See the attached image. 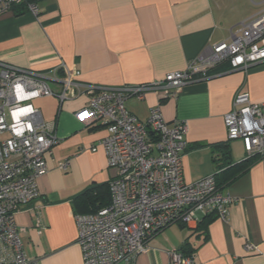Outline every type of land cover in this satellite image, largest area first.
<instances>
[{
    "label": "crops",
    "instance_id": "crops-1",
    "mask_svg": "<svg viewBox=\"0 0 264 264\" xmlns=\"http://www.w3.org/2000/svg\"><path fill=\"white\" fill-rule=\"evenodd\" d=\"M239 2L246 1L49 0L37 14H0V59L39 72L63 62L80 70L82 84L98 87L148 84L229 41L231 31L259 11H245ZM55 74L62 77L63 71ZM239 91L253 102L264 101V60L246 69L224 61L179 87L174 97L161 99L160 90L149 89L142 99L128 97L125 106L146 120L161 101L167 121L187 123L183 173L193 182L215 174L217 143L229 141L234 162L249 156L237 151L241 139H228L224 122ZM87 99L80 94L62 102L55 96L34 102L44 120L54 123L58 142L47 154L49 170L39 178L40 196L17 211L15 221L25 228L20 232L25 254L40 264H84L75 215L105 205L109 197L115 170L102 146L92 150L106 130L86 126L76 116ZM66 159L70 165L63 170L58 164ZM220 189L233 197L225 218L213 216L206 233L182 223L164 228L149 238L148 249L134 264H170L168 250L181 249L186 240L194 248L195 264H264V157ZM248 243L254 248L246 249Z\"/></svg>",
    "mask_w": 264,
    "mask_h": 264
},
{
    "label": "built area",
    "instance_id": "built-area-1",
    "mask_svg": "<svg viewBox=\"0 0 264 264\" xmlns=\"http://www.w3.org/2000/svg\"><path fill=\"white\" fill-rule=\"evenodd\" d=\"M21 1L0 0V14ZM28 9L39 11L34 4ZM262 60L264 6L240 22L229 41L215 44L186 69L148 84L98 87L82 84L80 70L63 62L50 72H39L0 59V264H40L25 254L20 237L25 228L15 221V213L40 196L38 181L48 172L47 154L58 142L54 123L44 120L36 99L55 96L62 102L87 95L76 116L86 126L105 128L106 135L92 150L104 148L115 174L108 184L109 204L75 215L77 242L84 264H134L153 234L175 223L196 227L210 214L225 218L233 197L221 191L215 174L193 182L184 178L186 122L167 121L161 101L142 120L128 110L126 99H142L149 89L160 90L161 99L174 97L179 87L205 77L219 63L229 61L233 68L246 69ZM58 70L62 77L55 74ZM224 122L229 140L241 139L248 155L264 156V101L253 102L247 92H236ZM69 165V159L58 164L63 170ZM252 248L246 244V249ZM168 254L170 264H195L191 255L178 249Z\"/></svg>",
    "mask_w": 264,
    "mask_h": 264
},
{
    "label": "trees",
    "instance_id": "trees-1",
    "mask_svg": "<svg viewBox=\"0 0 264 264\" xmlns=\"http://www.w3.org/2000/svg\"><path fill=\"white\" fill-rule=\"evenodd\" d=\"M49 0H22L21 2L15 3L12 5V10L17 13H23L28 9L29 4H34L40 8L41 3L47 2ZM39 12V11H38ZM216 152L219 154V158L217 160V170L215 171V175L217 178L218 185L221 187L226 186L230 182H232L234 179H236L238 176L246 172L250 166L260 157L259 155H249L245 159L234 162L232 158V154L230 151V144L229 141L217 143L215 145ZM109 184V183H108ZM108 200L107 203L103 206H106L110 202V192L108 187ZM101 206V207H103ZM101 207H95L91 209L90 211H86L84 213H90L97 211ZM215 215H208L203 220H201L198 224V228H200L204 233H206L207 226L211 218ZM182 251L184 254L191 255V252L194 250V248L190 245V242L186 240L181 249H178Z\"/></svg>",
    "mask_w": 264,
    "mask_h": 264
},
{
    "label": "rangeland",
    "instance_id": "rangeland-1",
    "mask_svg": "<svg viewBox=\"0 0 264 264\" xmlns=\"http://www.w3.org/2000/svg\"><path fill=\"white\" fill-rule=\"evenodd\" d=\"M246 2L244 3V2H239L240 4H242V6H243V10H247V9H251L252 10V12H256V11H258L261 7H263L264 6V4H258V5H256V4H253L254 3V1H252V0H245ZM248 1V2H247ZM263 1V0H262ZM37 101V99L34 101V102H36ZM244 150H245V146H244V143H243V141H242V146L241 145H239L238 147H237V151L238 152H242V153H244Z\"/></svg>",
    "mask_w": 264,
    "mask_h": 264
}]
</instances>
